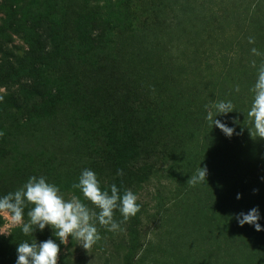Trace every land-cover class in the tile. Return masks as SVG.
<instances>
[{
  "label": "trees",
  "instance_id": "1",
  "mask_svg": "<svg viewBox=\"0 0 264 264\" xmlns=\"http://www.w3.org/2000/svg\"><path fill=\"white\" fill-rule=\"evenodd\" d=\"M75 1L83 18L79 33H71L64 43L59 39L68 35L52 34V12L26 21L33 6L12 9L11 17L20 16L18 35L29 51L14 64L0 65V89L10 92L20 112L34 104L48 110L32 107L29 115L8 112V118L0 117L3 159L9 151L19 167L7 173L0 161V196L15 192L31 176H42L63 197L73 193L82 201L80 191L71 187L86 168L97 175L122 170L123 175L117 174L121 193L131 189L137 194L166 176L169 184H160L161 190L174 191L168 189L170 198L159 193L152 216L157 231L149 240L131 233L125 264H264V231L241 227L235 219L254 207L264 216V139L251 136L246 114L264 66V0L233 5L236 17L254 19L257 44L249 42L250 24L241 30V39H223L226 14H219L217 0ZM55 3L57 10L61 0ZM138 15L142 24L134 20ZM86 99L107 101L94 107L100 119L85 117ZM221 100L231 101L237 110L217 117L235 128L232 137L206 119L205 106ZM4 101L0 96V110L9 104ZM67 108H73L75 117L58 124L56 117ZM239 152L252 159L254 173L247 179L240 180L235 171L239 164L232 157ZM206 158L217 169L207 171V183L191 185L190 177ZM82 202L91 209L88 200ZM32 207H25V222ZM260 223L264 226V219ZM14 238L0 240V264H16L17 250L10 245ZM49 238L63 251L50 228L25 241ZM58 264L84 263L61 255Z\"/></svg>",
  "mask_w": 264,
  "mask_h": 264
},
{
  "label": "rangeland",
  "instance_id": "2",
  "mask_svg": "<svg viewBox=\"0 0 264 264\" xmlns=\"http://www.w3.org/2000/svg\"><path fill=\"white\" fill-rule=\"evenodd\" d=\"M29 1H36L34 4L33 2ZM70 1V2H69ZM150 1V0H148ZM165 2V0H163ZM246 0H217L215 2L216 6L219 7V14L224 13L226 14V17L224 18V30L222 29L220 35H223V39H235L236 36L238 35L239 39H241L240 32L244 28H248L249 24L251 25L250 27V32H249V38H253L254 44H257V38L255 37V31L253 28V21L248 20L246 17L240 18L236 17V11L233 9V5H237L238 7H241L242 4ZM249 1V0H247ZM32 3V4H29ZM95 3L92 4L93 5ZM33 6L32 12L33 16L31 17L29 14L26 15V21L27 20H36L40 19L46 16L47 12H52L53 15L55 16V23L52 25V34L54 36L57 34L59 35L60 33H63L66 38L65 39H59L61 43H64L68 41L71 38V33H79L77 27L79 26L81 22V11L78 9V4L75 0H61L60 6H57V10L54 9V6H56L55 0H0V65H3L4 62L6 63H12L14 64L16 60L22 59L26 57L27 52L29 51L28 45L24 41V38L22 35H18V32L21 30L20 24H17L18 21L20 22V16H12V9L21 8V7H29ZM135 8V2L133 3V8ZM224 10V11H223ZM26 13V12H25ZM19 15L20 11H19ZM25 17V15H24ZM242 17V16H241ZM132 18V17H131ZM144 18L140 17H134V20H138L142 24V20ZM18 20V21H17ZM22 21V20H21ZM24 23V20H23ZM235 25H240V27H236ZM210 38L209 36H206L203 41L206 42V39ZM212 42V41H211ZM258 44H261L259 41ZM219 49V48H218ZM61 75H66L65 70H61ZM9 72L7 73V77H10ZM4 75V74H3ZM0 74V77L3 76ZM10 75L14 76L13 72H10ZM13 78V77H10ZM0 96L2 99H4V103L8 104L5 106L1 107L0 110V117L8 118V112H11L12 115H17V114H25L29 115L28 111L31 110L32 107L37 108L38 107V112L44 113L48 108L46 106H41V105H36L34 104L33 106H27L26 111L20 112V110L15 107L13 98L11 97V94L9 91L5 90L4 88L0 89ZM97 100V101H96ZM100 100V101H99ZM92 99V100H87L84 102V108L83 110L85 111V117H95L97 116L100 119L99 114H95V108L97 105L98 106H105L103 103H106V100H101V99ZM13 102V103H12ZM99 102V104H98ZM66 105V104H64ZM45 110V111H44ZM82 110V111H83ZM75 111L70 108H67V111L64 110V115L57 118L58 124L60 123H68L72 121V119L75 117ZM31 116H35V113H32ZM26 119V117H25ZM84 120V118H82ZM80 121V120H79ZM26 122V121H25ZM87 122V121H86ZM101 122V121H100ZM103 123V122H101ZM12 125L15 127V123L13 120ZM91 123L87 124L88 127H90ZM29 127V126H28ZM95 131L98 132L100 131V125H95L94 126ZM106 129V127H104ZM40 130V129H38ZM1 146L3 144H0ZM0 146V161L5 166V172L7 173H12L19 170V167H17L11 153L9 151L6 152L4 155L3 159V150H1ZM3 147V146H2ZM234 160H236L239 164V166L235 169V171L238 173L240 180L244 178H249L250 174L254 173V170L251 168L250 162L251 158L242 153L239 152L237 155H234L232 157ZM205 160V159H204ZM202 164V162L199 163V167H206L207 171L217 169L216 162L212 159L206 158ZM13 167L15 170H13ZM37 168L36 165L32 166V168ZM18 168V169H17ZM262 174L264 175V168L262 167ZM118 168L113 169H107L104 172L100 173L98 175V178L100 182H102L104 185L103 187L107 188L110 190V187L113 183H115L118 188H120V185H122L121 179H118ZM179 177V176H177ZM176 177V178H177ZM166 176L161 178L159 181L158 180H152L150 184H147L143 187L142 190H137V196H138V203L140 205V210L139 212L134 216L131 217L128 221L123 222L121 224V230L117 232H111L108 231L107 228L101 226V229L99 228L98 232L101 236V239L93 245L90 249H84L81 245H79V241L72 240L71 237H69V242L67 245H64L63 251L59 254L58 257V262L60 259V256H65V257H73L74 259H79L82 261L84 264H125V257L126 254L128 253V247L130 244L131 240V233L134 235L139 234L138 238H142L147 240L153 238V231H157L155 222L152 220V216L156 213V207L159 204V200L161 196L159 193L166 198H170L168 192L170 188L166 190H161L162 187L159 185H166L169 184ZM179 178H182L181 176ZM236 185H241V182L237 183ZM72 189L73 186L71 187ZM176 188V187H175ZM77 189V188H76ZM80 191L79 189H77ZM171 191L174 189L171 188ZM82 194V192L80 191ZM82 201L86 200L83 196ZM73 197H76L73 193L66 194L65 199H72ZM90 207L91 209H95V205H93L90 201ZM96 211H99L96 209ZM116 215V220L117 221H122L123 217H120V213L118 211L115 212ZM118 215V216H117ZM150 215V216H149ZM154 222V223H153ZM12 236H16L14 238V241H10V245L12 244V248L14 250H17L18 243H22L26 239V235L23 234L21 230V226L15 224L11 220V214L7 212L0 211V240L2 239H9ZM1 252V250H0ZM8 256L12 255L10 252L6 253ZM13 256V255H12ZM201 263V261H200ZM202 264V263H201Z\"/></svg>",
  "mask_w": 264,
  "mask_h": 264
},
{
  "label": "clouds",
  "instance_id": "3",
  "mask_svg": "<svg viewBox=\"0 0 264 264\" xmlns=\"http://www.w3.org/2000/svg\"><path fill=\"white\" fill-rule=\"evenodd\" d=\"M249 42L254 43L253 38L250 37ZM252 52L259 55L256 48H253ZM236 91H239L238 87ZM252 92L254 98L246 113L247 117L251 118L253 126L249 129L250 134L252 137L255 135L264 139V66H261L258 71ZM205 108L206 119L212 122L213 127L219 128L227 137H232L235 128L217 117L226 118L228 114L237 111L233 103L221 100L212 105H206ZM235 122L233 118V123ZM118 174L123 175L122 170H118ZM207 176V168L201 167L190 177L188 183L193 186L207 183ZM73 188L79 189L84 198L95 205V209H90L77 197L65 199L60 194V188L47 182L45 177L31 176L15 192L0 196V211L10 213L11 220L21 226L26 236L37 230L43 232L46 228H50L61 244L67 245L71 237L88 250L101 239L97 223L108 231L117 232L121 230L123 222L134 217L140 210L135 192L126 189L121 193L115 183L111 185L109 192L102 188L97 173L91 169L82 170L78 183L74 184ZM241 198L242 194L238 193L237 199ZM28 204L33 207L27 212L29 219L25 222V207ZM116 211L123 217L122 221L114 218ZM235 219L241 227L250 225L256 231H264V226L260 223L264 216L259 207L238 213ZM60 251V245L51 238L39 243L24 241L18 243L16 264H58Z\"/></svg>",
  "mask_w": 264,
  "mask_h": 264
}]
</instances>
